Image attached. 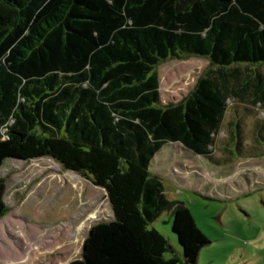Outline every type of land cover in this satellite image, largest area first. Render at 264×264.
<instances>
[{
	"label": "trees",
	"instance_id": "obj_1",
	"mask_svg": "<svg viewBox=\"0 0 264 264\" xmlns=\"http://www.w3.org/2000/svg\"><path fill=\"white\" fill-rule=\"evenodd\" d=\"M191 56L211 67L161 104L157 65ZM263 63L264 0H0V167L49 157L105 190L112 219L67 264H197L209 240L150 163L168 142L215 165L263 156L264 72L247 67ZM5 191L0 176V219ZM166 209L183 261L149 226Z\"/></svg>",
	"mask_w": 264,
	"mask_h": 264
},
{
	"label": "rangeland",
	"instance_id": "obj_2",
	"mask_svg": "<svg viewBox=\"0 0 264 264\" xmlns=\"http://www.w3.org/2000/svg\"><path fill=\"white\" fill-rule=\"evenodd\" d=\"M210 67L207 59L195 56L160 62V103L181 101ZM247 67L264 72V63ZM231 112H226L219 140L228 137ZM255 112L264 119L263 109ZM257 116L247 117L249 134ZM150 169L160 176L167 200L183 202L209 240L199 250L197 264H264V155L215 165L178 142H168L155 154ZM0 176L6 182L8 206L0 219V264H67L82 256L89 228L113 217L104 189L49 157L7 159ZM149 226L183 261L170 210Z\"/></svg>",
	"mask_w": 264,
	"mask_h": 264
}]
</instances>
